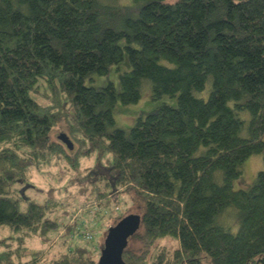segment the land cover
Wrapping results in <instances>:
<instances>
[{"label": "trees", "instance_id": "1", "mask_svg": "<svg viewBox=\"0 0 264 264\" xmlns=\"http://www.w3.org/2000/svg\"><path fill=\"white\" fill-rule=\"evenodd\" d=\"M112 68L116 86L86 85ZM146 83L176 106L116 126L117 104H137ZM254 155L264 165V0H0V264H44L25 241L69 215L66 196L26 193L31 173L68 177L62 191L78 185L86 205H119L106 234L140 215L125 264H264V169L234 188ZM66 229L48 264H97L96 236L77 244Z\"/></svg>", "mask_w": 264, "mask_h": 264}, {"label": "rangeland", "instance_id": "2", "mask_svg": "<svg viewBox=\"0 0 264 264\" xmlns=\"http://www.w3.org/2000/svg\"><path fill=\"white\" fill-rule=\"evenodd\" d=\"M133 0H104V4L107 5H113V6H131ZM177 0H165L167 4H174ZM119 69L128 71L129 65L127 57L124 56L123 61L118 66ZM109 82L113 83L115 86L117 85V74L115 71V68H112L108 74L107 77H93L92 81H87V86L92 87H104ZM167 104L169 106H176V99L175 98H169V97H163L160 100L154 101L151 97V88L148 83H146L143 86L142 90V97L139 100L137 104L134 105H128V106H122L121 104H117L116 107V114L114 115V120L116 123V126L129 130L131 129L135 122L136 118L141 113L150 112L152 110H155L159 108L161 105ZM59 134H66L64 132H54V136H58ZM72 142V140H70ZM73 144V142H72ZM74 147V144H73ZM95 159L92 157V159H83L81 161V167L87 168V167H94ZM61 167L60 166H53L51 167V171H54L58 173V170ZM65 168V165H64ZM264 169L263 165V159L262 155H254L251 156L248 160L244 162V164L241 167V176L240 178L234 183V188L236 190H246L249 188L251 183L253 182L255 176L258 172L262 171ZM45 174V173H43ZM39 175L36 173H31L29 178V186H33V188L28 187L26 193L31 195L32 197H36L38 201H41L45 198L54 197L56 200L58 199H64L66 196L69 200V207L67 208V213L70 215L73 209H76L74 212V215L66 216L61 221V231L58 234L50 233L48 234V239L46 241L41 240L39 236H36L30 240L25 241V246L28 247L31 251H41V254L43 256L44 264H48V261H51L52 259L56 258L58 254L62 251H64V247H62V240H63V234L66 232V227L71 228L73 230L75 228V232H77L78 226H84L82 228L83 230L88 231L91 236H96V242H100L99 244L104 242L106 230L109 226L110 219L109 217H115L119 214H122V208L119 205L112 204L113 206H110L111 208L102 207V205L99 203H93L92 205L87 204L84 200L85 197L77 198L76 192L78 190V185H73V187L69 188L68 191L63 192L62 188L67 185L68 177L64 178V183H57L54 179L50 178L47 175ZM35 187H38V189H35ZM27 188V187H26ZM61 192V193H59ZM71 193V194H69ZM118 197L126 198L127 196L125 193H117ZM77 203L85 205L83 208L79 207ZM77 204V205H76ZM113 207V208H112ZM135 207V206H134ZM132 207L129 212H135V208ZM130 208V206H129ZM66 213V215H67ZM97 214L98 217L93 221L92 215ZM99 218H101L99 220ZM92 219V220H91ZM7 234V233H6ZM2 235H5V233H2ZM74 238L75 243L77 244H87L88 240L83 239L79 235H76ZM70 239V238H68ZM71 241L69 240L68 245L70 248ZM90 244H95L94 242ZM162 245H168L169 247H176L177 243L174 241H162L160 242ZM135 245L133 242L129 244L130 247H133ZM135 248V247H134ZM68 249V248H67ZM92 256L96 259L98 256L99 259V248L96 246H93L92 250Z\"/></svg>", "mask_w": 264, "mask_h": 264}, {"label": "water", "instance_id": "3", "mask_svg": "<svg viewBox=\"0 0 264 264\" xmlns=\"http://www.w3.org/2000/svg\"><path fill=\"white\" fill-rule=\"evenodd\" d=\"M57 138L67 149H73V144L66 134H59ZM140 223V215L129 214L110 227L105 236L97 264H125L122 260V253L128 246L129 238L139 230Z\"/></svg>", "mask_w": 264, "mask_h": 264}, {"label": "built area", "instance_id": "4", "mask_svg": "<svg viewBox=\"0 0 264 264\" xmlns=\"http://www.w3.org/2000/svg\"><path fill=\"white\" fill-rule=\"evenodd\" d=\"M77 235H79L80 237H82V238L85 239V240H90V239H92L91 234H90L88 231L83 230V229L80 228V227L77 228Z\"/></svg>", "mask_w": 264, "mask_h": 264}]
</instances>
